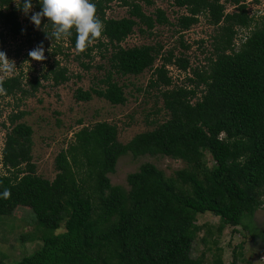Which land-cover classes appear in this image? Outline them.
Listing matches in <instances>:
<instances>
[{"label": "trees", "instance_id": "16d2710c", "mask_svg": "<svg viewBox=\"0 0 264 264\" xmlns=\"http://www.w3.org/2000/svg\"><path fill=\"white\" fill-rule=\"evenodd\" d=\"M115 1L95 0L104 28L86 50L76 49L75 30L64 38L78 62L91 59L97 48L107 66H98L104 71L98 86L77 89L74 97L81 102L96 97L114 106L124 105L123 86L115 78L138 76L160 59L147 88L159 91L169 117L126 144L117 140V128L108 122L81 129L74 143L55 159L57 173L49 181L37 175L32 162L33 132L19 122L25 113L9 116L0 191L8 187L11 195L0 197V218L11 216L18 207L29 208L41 230L38 240L42 244L18 261L0 260V264H203L200 258L191 259V251L199 231L197 215L204 213L219 218L218 232L226 226L241 227L255 237L252 218L264 209V14L255 20L240 0H158L185 11L171 22L160 8L147 15L138 2L150 6L154 0H120L128 8L127 17L108 18L106 12ZM227 5H233L234 12L228 13ZM40 7L33 0L32 10ZM22 13L19 1L0 0V26L11 38L25 35ZM201 16L215 33L206 66L191 70L192 77L187 78L191 87H173L168 77L167 66L183 72L190 69L184 52L176 56L171 48L162 54L160 44L122 46L135 27L147 33L158 25L174 28L180 46L188 50L181 35ZM47 21L42 18L40 32H26L38 44L43 41L45 48L48 41L56 42L47 35L52 31ZM239 31L247 33L236 46ZM60 50L55 47L53 55ZM54 64L43 78L57 87L69 76L66 68ZM29 84L26 90L19 76L6 78L0 80V93L27 97L40 87L38 78ZM127 154L169 157L187 167L166 177L145 163L127 176L126 190L112 186L108 175ZM24 240L37 241L31 234L20 237Z\"/></svg>", "mask_w": 264, "mask_h": 264}, {"label": "rangeland", "instance_id": "374dc122", "mask_svg": "<svg viewBox=\"0 0 264 264\" xmlns=\"http://www.w3.org/2000/svg\"><path fill=\"white\" fill-rule=\"evenodd\" d=\"M19 0H15V4ZM136 1V0H135ZM224 0H222L223 2ZM143 11L149 15L155 9L160 8L171 22H175L177 16L184 14V10L173 7L170 1L154 0L148 6L138 1ZM246 5L248 14L259 18L264 14V0H240ZM126 6L120 0L110 5L106 16L112 19L127 17ZM233 5H227V12H234ZM34 11V10H32ZM31 12L20 14L25 35L11 38L6 30L0 26V50L6 52L9 59L14 60L16 71L13 73H0V80L19 76L23 87L30 90L29 82L38 78L40 87L30 96L21 94L5 96L0 93V170L2 149L5 135L9 128L8 117L12 114L24 112L19 122L26 123L32 129V162L36 166L37 175L52 181L56 176L55 159L61 152H66L74 143L75 134L83 128H91L97 122H108L117 128V140L126 144L137 134L151 131L168 119L167 111L163 109V100L157 89H148L155 67L161 65L157 59L153 68L145 70L138 76H117L115 80L123 86L126 103L124 105H111L104 99L94 97L91 101L81 102L74 97L77 89L84 91L99 85V80L104 76V71L98 66H106L104 59L100 57L96 48L91 59L82 58L81 62L89 64L91 68L85 70L76 59V53L67 48L65 40L52 42L45 48V59L35 60L29 56V50L38 45V39L26 36L27 29L31 34L40 32L41 28L30 20ZM214 27L209 26L205 17H200L196 25L182 33V42L189 46L184 50L180 46V36L169 26H156L152 31L140 33L135 27L133 33L122 43L123 47L141 45L163 46L162 54L166 50L175 48V55L182 52L189 61L190 69L186 72L177 70L174 66H167L168 77L172 78L173 87L187 86V78L192 77L191 70L205 67L206 59L212 53V41L215 33ZM246 31H239L235 39L236 46L246 35ZM60 46V53L53 55L55 47ZM58 51V50H57ZM58 62L60 67L66 68L69 80L60 85L53 86L50 81H45L43 75L49 68ZM103 87V85L101 86ZM208 166L212 160L205 155ZM145 163L153 164L161 170L166 177L173 176L175 171L187 167L181 160H175L163 156H142L133 158L130 154L118 159L113 174L108 178L112 186H121L128 190L127 176L138 171ZM4 172V171H3ZM264 200V199H263ZM252 223L255 228V237L241 227L226 226L218 232L219 218L210 213L197 215L196 225L199 231L192 244L191 259H202L203 264H264V209H258ZM62 228L58 232H62ZM26 234H31L36 242L20 241ZM34 214L29 208L18 207L11 216L0 218V260L10 263L20 260L22 257L32 254L40 248L39 235Z\"/></svg>", "mask_w": 264, "mask_h": 264}, {"label": "clouds", "instance_id": "9594fccd", "mask_svg": "<svg viewBox=\"0 0 264 264\" xmlns=\"http://www.w3.org/2000/svg\"><path fill=\"white\" fill-rule=\"evenodd\" d=\"M39 11H32L33 0H19L23 12H31L30 20L35 26L41 25L42 18L47 17V24H51L52 31L47 35L56 41L76 33L75 47L79 51L86 50L93 40L102 36L104 23L97 14L95 0H38ZM23 31V30H22ZM29 56L35 60L45 59V47L41 41L36 47L29 50ZM14 60L8 58L6 52L0 50V73L16 71ZM11 190L4 187L0 197L8 198Z\"/></svg>", "mask_w": 264, "mask_h": 264}]
</instances>
